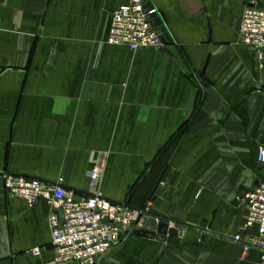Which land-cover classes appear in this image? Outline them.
<instances>
[{"label": "crops", "instance_id": "1", "mask_svg": "<svg viewBox=\"0 0 264 264\" xmlns=\"http://www.w3.org/2000/svg\"><path fill=\"white\" fill-rule=\"evenodd\" d=\"M148 1L171 41L129 52L105 40L130 0H0V264H56L48 202L7 197L3 177L62 179L82 200L95 166L108 200L149 204L143 230L165 222L179 242L132 236L99 264H259L234 241L240 188L264 176V64L239 38L250 0Z\"/></svg>", "mask_w": 264, "mask_h": 264}, {"label": "built area", "instance_id": "2", "mask_svg": "<svg viewBox=\"0 0 264 264\" xmlns=\"http://www.w3.org/2000/svg\"><path fill=\"white\" fill-rule=\"evenodd\" d=\"M258 3L262 4L259 8ZM150 13H157L153 9ZM240 42L251 48L259 62L264 64V0H250L242 12L239 26ZM108 46H119L134 52L140 48H158L162 45L159 35L152 28L147 14L143 13L140 0H130L119 5L112 13L105 40ZM257 161L264 166V147L257 149ZM101 169L95 166L90 172L92 195L75 200L59 179L48 184L37 179L5 175L4 190L9 198L24 200L30 207L45 200L52 209L49 216L51 246L54 263L99 264L114 248L143 230L151 206L134 209L108 200L97 189ZM243 200L246 216L235 242L243 245L244 252L256 249L260 253L259 264H264V183L246 190ZM56 210L63 213L60 221ZM255 230L254 235H247ZM44 248H34L30 255L38 257Z\"/></svg>", "mask_w": 264, "mask_h": 264}, {"label": "water", "instance_id": "3", "mask_svg": "<svg viewBox=\"0 0 264 264\" xmlns=\"http://www.w3.org/2000/svg\"><path fill=\"white\" fill-rule=\"evenodd\" d=\"M140 1L143 5V13L147 14V19L150 21V24L154 31L159 35L162 43L170 42V36L163 26L157 13H150L154 9L151 3L148 0ZM257 6L261 8L262 4L258 3ZM256 178L257 180L255 182V185H257L258 183H264V176H262L261 174H258ZM245 192L246 190L244 188H240V197H243L245 195ZM56 213L58 214L60 221L63 222L62 211L56 210ZM133 237L155 240L158 242L167 243L169 245H176L179 243L177 240V231L174 228H170L169 225L165 222L158 223L156 231L136 230L133 233ZM49 249L53 251L52 246Z\"/></svg>", "mask_w": 264, "mask_h": 264}]
</instances>
